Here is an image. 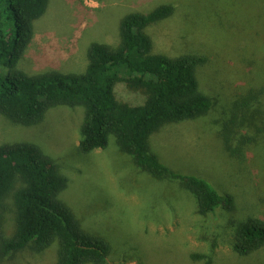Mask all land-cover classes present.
<instances>
[{
	"label": "rangeland",
	"instance_id": "1",
	"mask_svg": "<svg viewBox=\"0 0 264 264\" xmlns=\"http://www.w3.org/2000/svg\"><path fill=\"white\" fill-rule=\"evenodd\" d=\"M161 4L174 11L146 27L153 52L205 56L196 76L213 105L199 118L162 127L150 137V150L170 169L231 195L232 210L197 214L178 181L138 168L113 137L106 148L81 153L82 106H55L32 126L0 114V144L28 141L53 159L67 179L59 200L83 230L110 245L105 264H206L209 257L211 264H264V246L239 255L230 244L239 223L264 218V0H49L16 67L29 74L83 72L92 43L117 46L127 13ZM117 91L124 94L123 86ZM12 204L8 199L7 235L15 226ZM57 253L56 243L42 250L30 243L0 264H57Z\"/></svg>",
	"mask_w": 264,
	"mask_h": 264
},
{
	"label": "trees",
	"instance_id": "2",
	"mask_svg": "<svg viewBox=\"0 0 264 264\" xmlns=\"http://www.w3.org/2000/svg\"><path fill=\"white\" fill-rule=\"evenodd\" d=\"M49 0H0V114L23 126L36 125L50 108L82 106L78 150L106 148L110 137L136 166L157 179L178 181L195 199L196 213L217 208L230 211L233 197L220 194L196 175L170 169L150 150V137L165 125L199 118L213 105L199 89L197 67L202 55L169 56L155 53L145 32L174 11L161 4L149 12H129L119 23V44L92 43L83 72L56 70L29 74L16 67L34 35V21ZM122 85L120 95L117 86ZM228 139V140H227ZM231 149L230 140L225 137ZM67 184L57 164L38 145L21 141L0 144V261L33 243L42 250L58 245L57 264H105L109 243L82 229L70 209L58 198ZM12 200L15 226L4 232L6 203ZM239 255L264 246V218L248 217L233 231L230 241ZM206 259V254H192ZM206 264H211L207 258Z\"/></svg>",
	"mask_w": 264,
	"mask_h": 264
}]
</instances>
